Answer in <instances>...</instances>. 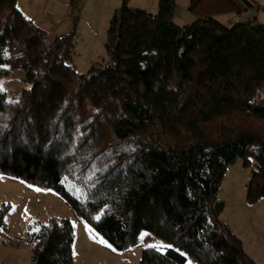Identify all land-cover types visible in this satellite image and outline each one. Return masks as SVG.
<instances>
[{
	"label": "trees",
	"instance_id": "1",
	"mask_svg": "<svg viewBox=\"0 0 264 264\" xmlns=\"http://www.w3.org/2000/svg\"><path fill=\"white\" fill-rule=\"evenodd\" d=\"M175 5L124 2L109 62L79 73L70 36L47 46L16 0H0V75L21 68L28 84L14 103L0 89V175L53 192L116 252L142 230L170 244L138 264H254L217 195L242 159L248 200L264 198V27L209 16L181 27ZM74 238L67 219L30 225V264H73Z\"/></svg>",
	"mask_w": 264,
	"mask_h": 264
},
{
	"label": "rangeland",
	"instance_id": "2",
	"mask_svg": "<svg viewBox=\"0 0 264 264\" xmlns=\"http://www.w3.org/2000/svg\"><path fill=\"white\" fill-rule=\"evenodd\" d=\"M158 0H16L17 10L46 34L48 46L55 39L70 36L71 64L83 73L109 62L105 41L109 21L125 2L130 9L157 12ZM195 2L192 6L191 2ZM201 0H175L177 18L182 12L198 17ZM154 2V4H152ZM192 6V10L187 8ZM198 19V18H197ZM223 18H219L221 20ZM227 20H223L226 23ZM233 24L230 26L232 27ZM26 72L13 69L0 75V89L5 101L14 103L28 84ZM251 169L243 160L228 167L219 191L223 203L220 220L237 235L246 255L254 264H264V198L248 200L247 184ZM7 206L5 226L0 232V264H30L31 244L25 240L28 227L44 224L55 217L69 220L74 227L73 264H138L144 248L165 251L170 244L148 231H140L138 245L124 252L114 251L87 226L68 203L51 191L40 190L0 175V208ZM187 264H193L188 257Z\"/></svg>",
	"mask_w": 264,
	"mask_h": 264
},
{
	"label": "crops",
	"instance_id": "3",
	"mask_svg": "<svg viewBox=\"0 0 264 264\" xmlns=\"http://www.w3.org/2000/svg\"><path fill=\"white\" fill-rule=\"evenodd\" d=\"M199 4L198 17L188 14L185 9L177 18L174 11L173 22L182 27L190 25L202 17L209 16L226 27L247 22L264 27V0H201ZM191 5H193V1ZM187 9L190 10L189 7ZM150 10L147 11L152 12ZM250 11H254V13L251 14V19H248L247 15ZM219 18L223 19L219 20ZM223 20H227L226 23Z\"/></svg>",
	"mask_w": 264,
	"mask_h": 264
},
{
	"label": "water",
	"instance_id": "4",
	"mask_svg": "<svg viewBox=\"0 0 264 264\" xmlns=\"http://www.w3.org/2000/svg\"><path fill=\"white\" fill-rule=\"evenodd\" d=\"M253 13H254V11H250V12L248 13V15H247V18H248V19H251L250 16H251V14H253Z\"/></svg>",
	"mask_w": 264,
	"mask_h": 264
},
{
	"label": "snow or ice",
	"instance_id": "5",
	"mask_svg": "<svg viewBox=\"0 0 264 264\" xmlns=\"http://www.w3.org/2000/svg\"><path fill=\"white\" fill-rule=\"evenodd\" d=\"M97 219H98V217H97Z\"/></svg>",
	"mask_w": 264,
	"mask_h": 264
}]
</instances>
